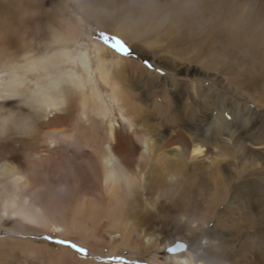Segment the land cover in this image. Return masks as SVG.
Listing matches in <instances>:
<instances>
[{
	"label": "bare ground",
	"instance_id": "bare-ground-1",
	"mask_svg": "<svg viewBox=\"0 0 264 264\" xmlns=\"http://www.w3.org/2000/svg\"><path fill=\"white\" fill-rule=\"evenodd\" d=\"M122 1L128 3L126 12L129 13L130 22L139 21L147 25L151 21L152 41L140 40L148 47L157 46L155 56L151 57L163 71L169 73L167 79L172 84V95H164L167 91V79H162L161 84L157 85L165 97L164 107L160 110L166 111L164 116L168 124H161L165 128L163 131L160 130L161 127L152 131L143 121V116H138L139 119L135 122L122 113L121 118L114 116L116 108L122 111L120 83H114L111 93L106 90L105 93L103 89L106 87L102 83L110 79L111 66L121 73L123 66L120 65H126L128 61L108 57L106 46L96 40H92L93 56L85 47L73 52L66 46L56 51L49 50V47L41 50L47 47L45 43H39L35 48L23 46V35L29 23H33L34 20L31 19L35 17L34 14H29V9L38 7L35 0L27 1L24 13L20 12L22 6H18L21 8L19 12H14V9L0 13V49L6 44L14 46L11 58L6 55L0 57V120L6 115L3 110L10 109L16 116H24V124H39L37 129L44 134L34 144V150L32 141L24 138L29 135V125L22 132L25 134L22 137H18L16 124L9 125L7 132L5 127L3 129L0 126V148L10 155V159H0V187L7 180L20 183L24 181L23 203L14 196L6 199L0 196V220L4 215L7 218L13 216L18 224L16 228L4 231L0 228V254L5 253L2 247L22 243L35 248L38 241L21 240L13 236L45 231L74 239L88 247V252L85 253L89 256H84L59 243L50 244L45 241L46 245L56 249L50 252L53 264H71L72 259L76 264H103L104 262L97 263V259L105 260L124 250L131 254L128 260L124 259L128 264H137L146 256L158 264H264V234H258V226L264 228V184L260 183L261 186L257 188L258 184L250 180V190L238 191L249 197L248 209L246 213L241 212V217L229 219L228 225L224 226L230 240H224L221 232L228 217L225 210L218 213L220 204H201L202 201L198 198L189 200L183 221L181 219V224L174 225L175 236L185 239L191 248L201 234L206 236V244L215 240L218 246L215 250L209 249L208 255L206 251L196 255L192 253V249H186L187 251L164 260L152 251L164 244L162 233L166 225L157 222L151 210L153 207L149 205L143 191L145 184L152 181L150 164L153 159L168 161L175 166L200 159L205 150L208 151L205 147L217 142L219 133V136L229 137L228 140L221 141L230 143L233 139L234 145L240 138L255 140V134H249V137L243 133L235 135L230 131L231 127L226 124L221 112L215 115L217 127L209 136L200 137L198 130L194 129L196 126L193 128L190 125L196 124L198 120L192 106L184 101L190 111L187 110L189 115L183 116L180 105L191 93L199 95L205 83L208 88H214V104L217 100H225L218 81H227L226 88L231 93H236L233 94L236 99L228 100L234 117L238 118L240 111L252 115L248 103L263 107L257 92L264 93V0ZM105 25L109 26L107 23ZM78 36L74 33L71 39L78 42ZM132 37L133 41L139 39L136 35ZM22 47L24 49L21 53ZM19 53L21 57H26V61L17 59ZM61 65L71 67L62 69ZM183 86L189 88L188 92ZM88 90L95 97L91 106ZM22 105L30 107L35 116L31 119L25 116L23 112L26 109ZM79 106L82 110L80 114H76ZM131 107L136 108L133 104ZM89 114L91 117L100 114L101 123L110 124L107 141L101 140L97 133L92 132L91 126L74 142L66 143L50 136L44 129L50 124H77L78 117L87 123ZM120 121L128 122L126 125L132 136L120 137ZM256 125L253 128L259 125V131L264 132V122ZM258 143L260 144L259 141ZM69 152L72 154L67 156L66 153ZM17 156L22 157L27 167L31 163L42 165L54 182L61 179L56 177V165L54 168L49 156H57L69 162L73 172L77 174L75 179L83 180L81 185L75 192L64 188L53 193L68 213L51 206L47 198L52 194H47L43 188L41 190L38 187L40 179L25 178L20 172L21 165ZM244 158L240 157L241 160ZM259 162L253 160L251 164H245L250 168L258 166ZM62 181L69 186L64 178ZM226 187L229 190L228 184ZM201 194L206 195L204 192ZM242 216L247 218L243 219ZM213 217H216V222L214 229L209 231L205 225ZM105 247L109 248L108 253L104 251Z\"/></svg>",
	"mask_w": 264,
	"mask_h": 264
},
{
	"label": "rangeland",
	"instance_id": "rangeland-1",
	"mask_svg": "<svg viewBox=\"0 0 264 264\" xmlns=\"http://www.w3.org/2000/svg\"><path fill=\"white\" fill-rule=\"evenodd\" d=\"M27 1L30 0H26V2H23V0H0V13L3 11L8 12L9 10L13 11L14 9H16V11L14 10V12H19L21 8L24 11L21 10L20 12L24 13L26 12L25 5L27 4ZM14 3L17 7L14 5ZM16 3H22V5H18ZM35 5L40 8L35 6V10L32 7L31 9H29L30 6L28 4L29 14H34L35 17L31 19L34 21L33 23H29V26L26 28V33L23 35L22 40L23 43H25L23 46H31L32 48H35L39 43H45L47 47L41 50H46L49 47V50L52 49L51 51H56L66 46L73 52L76 49H83V47H85L88 49V53L93 56L94 54H92V40L99 41L105 46L106 44L103 42V40L106 43L112 44L113 46L118 45V41H110L107 39V37L100 38L101 31L108 35L121 38L132 49L133 54L129 56L119 55L111 47L106 46L108 57L115 58V60L118 58H122V61H128V63L126 65L125 63L124 65H120V67L123 66L121 73L114 70L111 66L112 70L110 79L102 83L106 87V89L103 90H106L109 93L112 92L113 85H115L116 83H120L119 96L121 97L123 103L122 111L120 112L119 109L116 108L115 111H113V114L114 116L121 118L120 113H122L129 119H133L134 122L135 120L139 119L138 116H143V121L145 122V124H148L150 126V129L152 128V131H156V129H160V127V130L162 131L165 129L162 126L163 122L165 124H168L166 123L164 116V114L166 115V111L164 112V110H160V108L164 107L165 97L163 96L162 91L157 88V85L161 84L160 82L162 81V79H167L169 73L167 71H163V68L158 66L151 57L155 56L154 54H156L155 51L157 50V46L153 45L151 47H148L144 45V41L140 40L148 39L152 41L153 25L151 24V21H148L147 25L139 21L130 22V17H128L129 13L126 12L128 3H125L122 0H35ZM18 6L22 7L19 9ZM105 23H107L109 26L105 25ZM74 33H76L77 36L79 34L78 42H75L71 39L72 34ZM132 35L138 36L139 39L133 41ZM160 43L162 44L164 42ZM12 47L14 46H10L9 44L2 45V49H0V57L6 55L7 57L11 58ZM23 49L24 48L22 47L21 53ZM20 55L21 54L19 53V58L17 59L26 61V57H21ZM133 61H135L134 64ZM146 62L147 64L151 65V67L146 66ZM70 67L71 66L65 67L64 65H61L62 69ZM167 82V91L164 92V95L166 93L168 96H170L172 95L173 88L171 86L172 84H169L168 79ZM218 83L219 87L223 90L225 100L224 98L221 101L217 100V103L214 104L213 102L215 101L214 98L216 96L215 93H213L214 95H212L214 88H208V84L205 83L199 95H194L193 92L191 93L192 95L190 94L186 96L187 100H183L180 105V111L182 115H189V112H187V110L190 111V109L187 108L186 105H184V101H188L192 106L195 115L198 117V120H196V124L190 125H192L193 128L196 126V128L194 129L198 130V132L200 133V137H207L211 134L214 128L217 127V123L215 122V115H218V112H221L220 114L224 116L225 122H227L226 124L231 127L230 131L235 133V135L238 133L246 134L244 136L255 134V140L240 138V143L238 142L234 145L232 141L233 139L229 141L230 143H227V141H221L225 139L228 140L229 137L227 135L219 136L221 135L219 133V135L217 136V142L215 144L211 143L208 147H205L208 148V151L205 150L200 159L188 161L186 162V164L183 163L179 166L170 164L168 161H158L157 159H153V161H151L150 179L152 178V181L145 184V189H143V191L145 193V196H147V199L149 200V205L153 207L151 208V210L157 222L166 225L162 233L164 244L158 250L152 251V253L159 257L161 260H164L166 257L179 254L181 251L184 252V250L187 251L191 249L193 254L199 255L206 251V255H208L209 249L215 250L218 246V242L215 243V240L210 241L208 244H206V236H203L202 234L197 240H195L194 246H192V248L190 246V243L186 242L185 239H180L175 236L174 225L175 223H178L179 225L181 224L180 222L183 221L182 218H184L185 213L187 212L186 207L188 206H186V204L189 203V200L193 201L194 198H198L202 201L201 204L206 203V205H208L209 202H213L215 205L220 204V206L218 207V213L219 211L225 210L226 216L228 218L225 219L226 225L222 226L223 230L220 229L219 226L218 228L220 229V231L222 230L221 232L223 234V237L225 238L223 239L230 240V235L228 234V232H225L226 230L224 231V229H226L225 227L233 217L235 218L240 216L244 211L246 213L248 209L247 205L249 197H246L244 194H239L238 191L240 189L247 191L250 190V180H253L256 182V184H258L256 185L257 188H259L261 184H264V162L262 163V161L264 160V132L259 131L258 125L264 122V93L257 92V96L260 97L263 107H256L254 103H248V105L250 106V111H252L253 114L251 115L248 112L243 113L242 111H240L238 115L239 117L236 118L234 117V113L231 112V105L228 102V100L236 97L233 96V94L236 93H231L226 88L225 83H227V81H218ZM182 88L187 92L189 90L187 86H183ZM106 91L105 93H107ZM87 93L89 94L88 99L89 105L91 106L93 104L92 100L95 97L89 90ZM132 104L135 105L136 108L131 107ZM22 107L26 109L23 112L25 116H28V118L30 119L35 116L33 110L30 107H24L23 105ZM81 110L82 109L79 106L78 112H76V114H80ZM3 111L6 115L4 119L1 118L0 126H3V129L5 127L7 132L9 125L16 124L18 137H22L23 135H25L22 134V132H24L25 127L29 125L30 128H27V133L29 135L24 138L26 140L32 141V147L35 150L36 146L34 144L44 136V134L37 129V126L39 124H24V116H16L15 114H12L10 109ZM89 116L90 117L87 123H84V121H82L78 117L77 124H50L49 126H45L44 129L47 130L46 133L50 134V136L58 138L63 143H66L67 141L74 142L82 132L87 130L88 126H91L90 130L92 132L97 133L101 140L107 141L110 136V124H107L106 122L101 123L100 114H94L92 115V117L91 114H89ZM199 118L202 119L199 120ZM120 123V137L125 138L132 136L131 132L129 131V127L126 125L128 124V122L120 121ZM254 124H257L258 126L256 125L257 127L253 128ZM154 126L156 127L154 128ZM258 141L261 145L258 143ZM66 154L67 156H70L72 153L69 152ZM241 156H244L245 158L241 160ZM7 158L10 159L9 153L0 148V159ZM49 159L53 160V167L56 165V168L54 167V171L56 177H59L61 179L60 181H51V174L49 175L47 170H45L42 165H39L38 163H31L30 166L27 167V163H24L22 157L17 156V160H19L21 165L20 172L25 176V178L29 177L33 180L40 179L41 182L39 183L38 187L41 190L44 189L43 191H45L47 194H52L49 196V198H52H47L48 202L51 203V206L53 208L56 207L61 209V212L63 213H68L66 207L62 205L56 194L53 193H56L58 192V190H62L64 188H68L70 189V191L75 192L78 190L83 180L75 179L77 174L73 172L71 166L69 165V162H67L66 160H62L57 156L54 158L49 156ZM253 160H256L258 162L261 161V163L259 162L258 166L249 168V166L247 165L251 164V161ZM245 163H247V165ZM63 178L69 182V186L67 184L65 185V181H62ZM226 183L229 185V190H227L228 187H226ZM223 188L225 189V191ZM23 190L24 181L20 183L18 181L7 180L4 183L3 187H0V196L5 199L7 197L14 196V198H17L20 203H23ZM201 192H204L206 195L202 196ZM221 201H224V203H222ZM202 210L204 209L202 208ZM242 218L245 219L247 217L242 216ZM215 222L216 217H213V219H211V221L205 225L207 229L209 228V231H212L214 229ZM16 224V219L13 216L7 218V216L4 215L0 220V228L3 231L11 228H16V226L18 225ZM262 229L264 230L263 227L258 226V234H264ZM56 234L57 233L43 231L29 234L23 233L21 236H13L21 240L23 239L38 242L41 241L42 243L37 242L35 244L36 249L33 245L28 246L27 244L23 243L20 245H12V247H2V249L4 248L5 253L0 254V263L40 264L41 262H44L41 264H53L50 260V252L56 251V249L46 245L44 243L45 241L50 244H58V240H68L77 244L79 247L86 249V251L88 252V247H86L85 245H81L80 242L74 239H67ZM74 235L75 234H73V236ZM49 236L52 237L51 240L45 239ZM174 241H176L175 245H173ZM235 242L237 245L239 244L238 241ZM63 246L80 255L89 256L86 253H79L77 250L69 247L68 245ZM172 246L176 247V251L173 252L167 250ZM104 249V251L108 253L109 248L105 247ZM47 252L49 253V255L47 254ZM117 256H120L122 258L115 259V257ZM130 257V252L128 250H124L120 253H117L116 255L109 256L105 260L98 258L97 263L104 262L103 264H128L124 259L128 260V258ZM136 263L158 264L151 261L147 256L144 257L143 260ZM71 264H76V262H74L72 259Z\"/></svg>",
	"mask_w": 264,
	"mask_h": 264
},
{
	"label": "snow or ice",
	"instance_id": "snow-or-ice-1",
	"mask_svg": "<svg viewBox=\"0 0 264 264\" xmlns=\"http://www.w3.org/2000/svg\"><path fill=\"white\" fill-rule=\"evenodd\" d=\"M102 37H107L108 40H115L118 41V45L117 46H113L112 44L106 43L103 39V42L106 44V46L111 47L117 54L119 55H123V56H129L132 55V49L126 44L125 41H123L121 38L117 37V36H111L108 35L106 33H104L103 31L100 32V38ZM146 66L151 67V65L147 64L146 62ZM45 239H49L51 240L52 237H46ZM57 243L62 244V245H68L69 247L77 250L79 253H85L86 249L79 247L77 244L68 241V240H58ZM176 244V241H174L173 245ZM168 251H176V247L172 246L171 248L167 249ZM115 259H120V257H115Z\"/></svg>",
	"mask_w": 264,
	"mask_h": 264
}]
</instances>
